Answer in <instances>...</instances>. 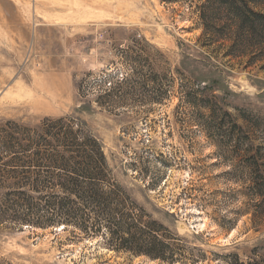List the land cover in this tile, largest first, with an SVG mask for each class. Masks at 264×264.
Listing matches in <instances>:
<instances>
[{"label":"rangeland","instance_id":"obj_1","mask_svg":"<svg viewBox=\"0 0 264 264\" xmlns=\"http://www.w3.org/2000/svg\"><path fill=\"white\" fill-rule=\"evenodd\" d=\"M206 3L0 0V180L22 179L12 168L46 153L11 135L73 118L102 143L109 179L144 221L185 240L189 264L264 258L263 200L252 190L264 179V61L247 67L254 50L227 56L222 30L205 33ZM204 82L214 88L199 92ZM64 228L1 225L0 264H165Z\"/></svg>","mask_w":264,"mask_h":264},{"label":"trees","instance_id":"obj_2","mask_svg":"<svg viewBox=\"0 0 264 264\" xmlns=\"http://www.w3.org/2000/svg\"><path fill=\"white\" fill-rule=\"evenodd\" d=\"M252 5L264 8V0H207L201 13L205 33L222 30V40L232 41L227 56L236 57L238 53L245 57L254 50L249 55L248 68L264 61V12L255 11ZM222 11L227 18L223 26ZM226 31L233 32V37H225ZM127 81L124 78L121 83ZM203 84L204 89L199 92L214 88ZM98 103L103 107L106 104ZM203 108L213 112L206 105ZM43 126L41 131L27 130L10 136L17 144L43 148L46 153L42 157L37 154L36 163L33 161L31 166L12 168L11 174L22 179L0 180V190H9L0 197V226L48 229L64 225L65 231H79L85 238L102 237L117 253L144 256L165 264L192 261L191 249L182 246L184 239L156 221H144V211L127 189L117 179H109L110 165L104 147L85 131L81 122L61 118L47 120ZM33 168L46 174V179H41V174L39 179L26 177ZM252 190L263 200L264 207V179L253 182ZM32 193L40 197L35 198ZM235 264H264V258L241 263L237 256Z\"/></svg>","mask_w":264,"mask_h":264},{"label":"bare ground","instance_id":"obj_3","mask_svg":"<svg viewBox=\"0 0 264 264\" xmlns=\"http://www.w3.org/2000/svg\"><path fill=\"white\" fill-rule=\"evenodd\" d=\"M61 229H63V228H61Z\"/></svg>","mask_w":264,"mask_h":264}]
</instances>
